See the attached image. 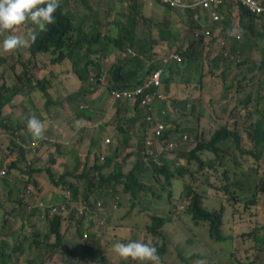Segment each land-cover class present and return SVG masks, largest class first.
Instances as JSON below:
<instances>
[{"label":"trees","instance_id":"trees-1","mask_svg":"<svg viewBox=\"0 0 264 264\" xmlns=\"http://www.w3.org/2000/svg\"><path fill=\"white\" fill-rule=\"evenodd\" d=\"M143 4V0H60L55 23L49 25L48 31L38 32L35 43L30 41L25 50L29 52L31 61L43 54L50 55L51 65L68 61L70 69L72 68L80 82L76 90L63 94L59 91L60 78H47L48 76L32 85L31 78H22L26 77V71L15 75V82L10 85L0 81V127H8L7 121L3 122L7 120L2 115L4 105L11 103L17 95L30 96L32 91L38 89L47 101L43 104L45 108L40 109L41 111L35 109L33 115L43 121L47 116L53 118L56 113L67 112L68 117L64 119L74 129V135L79 141L75 142V146L66 145L55 140V136L46 134L47 129L44 132L53 137L51 151L58 154L50 156L46 167L52 185L70 190L72 195V200L64 205L66 213L60 210L57 216L50 218L47 233V236L54 237L51 248H61L63 254L73 256L72 262L62 259L64 264H140L131 259H119L112 244L116 241L126 243L129 239L150 243L152 240H146L145 237L148 235L165 237L163 226L172 222L171 216L176 213L173 201L166 211L167 216L150 213L151 222L147 221L142 228L137 226L141 220L137 215L132 216V223L114 222L113 215L122 217L116 212L119 207L127 206L131 210L142 202L141 199L144 200L150 189L144 181L147 177L157 181H160V176L163 177V187H169L170 195L173 196L174 179L179 176L182 181L181 197L174 200L183 199L185 213L192 220L206 225L214 244H229L233 239L232 235L223 231L225 214L229 217V223L233 224L231 214L224 207V198L233 197L245 209H250L257 202L264 208V168H260L258 164L264 157V16L251 14L240 5L233 14V25L239 19L238 33L227 36L226 31L231 30L232 25L226 15L221 22V36L226 39L225 44L214 51L217 37L208 42L202 40V37L183 40L188 31L198 29L197 23L192 19L195 9H178L163 4L162 16L147 15ZM173 23L177 25V31L174 30ZM25 25L27 33L37 31L34 25ZM5 34L0 33V37ZM129 35H132V39H129ZM128 47L134 51V55H124ZM172 53H178L180 60L173 58ZM112 55L115 61L110 60ZM165 57H168L166 62L163 61ZM204 62L209 65L212 75L219 70L220 78H231L224 87L226 97L215 101L216 108L211 107L212 111L219 107L220 112L216 115L218 127L210 132L209 137H205L204 132H200L198 126L192 124L194 117L197 120V116L192 117V113L204 89ZM67 65L69 64L66 63ZM42 67L50 69L45 64ZM157 69H161L159 89L164 94V99L156 103L157 112L166 124L162 137L173 141L174 150L176 142L171 135H175L176 140V136L181 133L179 139L182 141L195 133V145L185 154L179 152L176 155L175 159L181 158L180 164L162 155L159 157L162 163L158 164L148 156L144 145L154 135L155 122L146 119L149 113L146 106L142 108L136 103L132 105L130 99L121 101L122 98L114 97L108 103L107 98L103 102H96L94 97V91H104V83L99 82L101 79L105 80L109 90L119 89L141 83L143 78H149ZM90 74L93 78L89 77ZM107 76L110 78H100ZM18 82L25 84L20 86ZM172 86L174 91H171ZM192 88L196 90V94ZM232 91L234 95L229 96ZM88 92H91L90 99ZM207 101L211 104L213 100ZM107 113L109 118H116L117 121L107 119ZM7 116L9 122L17 120ZM30 116L27 117L26 114L25 119ZM24 124L22 121L15 127L21 128ZM87 129L92 131L86 135ZM108 132L112 136L109 144L104 143ZM30 139H35L30 133L21 136L24 144ZM21 141H14L3 147V143L0 145V149L8 150L7 153L1 151L4 173L0 177H3L6 186L9 185L8 177L15 175L12 174L15 170H24L32 185L36 184L32 178L33 173L42 171L33 168L34 158H28V149ZM83 141H86L88 153L83 159L77 156L76 161L79 164L84 161L81 166L86 172H73L62 155L67 159L71 150H77ZM229 142L233 144L231 150H228ZM14 151H17L16 157L12 153ZM203 152H208L213 157L203 158L200 156ZM100 153L104 154L102 160ZM75 156L76 153L73 158ZM130 156H134L135 162L126 171L124 166ZM183 159L188 164L195 163L193 165L196 168L190 175L201 173L208 189L220 198L218 207H206L201 192L184 188L182 177L189 171V166L182 164ZM29 161L31 165L27 167L21 164ZM61 166L64 172L60 174ZM219 167L222 168L220 174L208 172L209 169L217 172ZM16 177L18 183L24 181V175ZM14 188L6 187L4 193L9 197ZM30 189L26 203L37 204L42 199H28L35 192L34 187ZM4 200L5 198L0 201V207ZM18 201L20 200L17 199ZM19 205L21 206V201ZM36 208L34 206V210L29 211V216L33 215L35 222H38L42 220V215L35 211ZM81 208L83 213L80 215ZM73 219H77V222L75 226L71 225V234L68 232V225L66 239L71 241L66 242L62 223H72ZM84 219L88 223H83ZM102 220L106 229L98 234L97 231L101 229L99 222ZM262 227L264 228V222ZM86 229L87 236L84 238ZM138 230L143 231L144 235L141 236ZM243 235L254 241L257 251L255 255L245 252L244 264H259L262 260L264 264V259L260 256L264 251V235L261 238L259 225ZM104 242L111 244L107 252L106 247H103ZM156 248L158 255H162L166 250V242ZM50 260V257L38 261L28 260L25 264H46Z\"/></svg>","mask_w":264,"mask_h":264},{"label":"rangeland","instance_id":"rangeland-1","mask_svg":"<svg viewBox=\"0 0 264 264\" xmlns=\"http://www.w3.org/2000/svg\"><path fill=\"white\" fill-rule=\"evenodd\" d=\"M143 3L147 5V7L144 8V12L147 15L155 14L162 16L163 4L161 2H159L158 0H143ZM113 8H115V5ZM104 20L105 18L103 19V21ZM173 28L175 31H177L174 24ZM232 29L234 33H238V25L236 21L235 25L232 26ZM26 30L27 27L25 24H23L17 28L16 34L26 36L28 34ZM222 33L223 29L221 28V23H219V28L214 30V36H218V38H221ZM5 35H7V33ZM5 35L0 37V40H2ZM128 37L129 39H132V35H129ZM188 39L189 37L187 36V34L183 36L184 41ZM209 40L204 41L208 42ZM219 45V43L214 45V51L218 50ZM26 47L27 46L9 52L0 51L1 83L10 85L13 83V78L15 77V75L21 74L22 71H26V77L23 76L22 78H32L33 84H35L38 80H41L43 77L45 78L47 76V78H60L61 87L59 88V91L63 94L72 92L79 87L80 82L73 73L72 68L70 69V63L68 61L64 60V62L61 64L51 65L49 64V54H43L40 57L34 59V61H31L29 52L25 50ZM111 61H115V58H112ZM66 63L69 65L66 66ZM44 64L49 66L50 69L48 67H42V65ZM203 70L206 74V77L204 78L205 83L207 82V79L212 76L213 78L221 77V73H219V70L215 71L214 75H212L210 73V67L206 62L203 63ZM51 73L52 75H50ZM89 77L93 78V75L90 74ZM99 82H101V80ZM205 83L204 85L206 86ZM105 86L106 85L104 83V87ZM41 94V90H34L30 96L17 95L11 103L4 105L3 109H5L8 115L12 116V120L17 119L26 122L25 116L28 112L33 113L35 109L41 111L40 109L45 108V105L43 104L47 101V98H45ZM101 98L102 95L98 96L97 102H101ZM219 99L220 98L213 99L210 104V102L208 103L207 100L200 98L195 105L194 111L192 113V117H194L195 115L197 116V120H195V117L192 119V124L197 125L199 131L204 132L205 137H209L210 132L218 127L219 120L216 115H218L220 109L219 107H217L216 111H214V109L212 111L211 107H215L214 103ZM200 108H202L201 111ZM66 117H68L67 112L61 111L60 113L54 114L53 118H50L48 116L45 117L42 123L44 124L45 130L47 129L46 134L55 136L59 141L64 142L66 145L71 144L75 146V142L78 140L74 135V129H72L68 122L65 123L63 121V119ZM8 123V127H14L12 125V121H8ZM110 130H112V127L110 128ZM91 131L92 130L87 129L86 135ZM54 132H56V134H54ZM180 134L176 136V140L175 135H171L172 139L176 142V146L174 150L170 152L168 157L173 159L178 164L181 163V158L175 159L176 155H178L179 152L185 154L195 145V133L188 137L186 140L182 141L179 139ZM105 137H110L112 140L111 132L106 133ZM230 147L233 148V144H230ZM231 148L228 150H231ZM71 152V155L67 156V160L66 157L62 155V157L65 158L70 169L73 170V172L78 173L86 172L83 170V166H81L83 165L84 161H82L81 164L77 163L76 161L77 156L83 159L84 155L88 153L86 148V141H83L81 146H79L77 150L74 149L73 151L71 150ZM77 152H79L81 155H79V153ZM12 153L15 157L17 156V151H14ZM75 153L76 156L73 158L72 155ZM51 155L57 156L58 154L56 151H51L49 155H44L41 153L32 156V158H34L35 160V168L42 169V171L33 173L32 178L36 181L35 185H32V183L28 181L29 184H31L35 188V192L28 198L30 200L48 199L50 196L53 198H57V196H60L61 191L64 189L55 188V186L52 185V179L50 178V175L46 170ZM200 156L203 158L213 157V155L208 152H203ZM228 157L229 156H226V158ZM89 158L91 160L92 153H90ZM134 162L135 159H133V157L129 158L125 163V170L127 171L128 169L132 168ZM182 164H184V166H189V171H186L182 177L184 180V188L186 190H190V188H193L194 190H197L199 192L203 191V202L205 203L206 207L216 208L219 205L220 198L218 197V195H216V193L211 192L208 189L206 183H204V177L201 176V173H197L194 176L190 175V172L194 171L196 168L193 165L195 163L191 162L190 164H188L186 163L185 159H183ZM258 164L260 165V168H264V157L259 161ZM90 165L91 164L88 165V168H90ZM221 171V167L218 168L217 172H214V170L212 169L208 170L209 173L218 174H220ZM63 172L64 168L63 166H61L59 168V173L61 174ZM12 174H15L16 176H28L24 173V170H15L14 172H12ZM90 175L93 176L94 174L90 171ZM212 177L214 178L215 176ZM159 179L160 181H157L151 177L145 178L144 181L148 186H150V189L148 190L144 200L141 199L142 202L138 204L139 206L136 205L131 210L127 206L119 207L116 212L122 217L118 218L117 215H113L112 217L114 222L132 223L133 215H137L141 220L145 219V221L147 222L150 220L149 214L153 212H156L157 214L164 213L165 216H167L168 212H166L165 206L167 205V208H170L173 201H176L178 205H181L183 199L174 200V198L179 199L181 197L182 181L179 180V176L174 179V188L172 193L173 196L170 195L169 187H163V177L160 176ZM78 196H81V194ZM3 198H5L4 202L8 203L7 206L1 208V210L3 209L1 213L3 214L2 217L4 219L6 218V215H11L14 224H16V222H19L20 219H26V217L30 215L28 211L23 210V207L18 204L15 192H12L9 197L6 195V193H4L3 195L0 194V201H2ZM216 201H218V203ZM224 203H226L224 205L226 211L231 214L233 224L229 223V217L225 214L223 231L225 234H230L233 236L232 242L229 244H214L213 241L209 238H207L206 240L200 238L199 240L203 244L185 243V241H183L182 239L179 241L177 246L173 245L172 242H168V238L174 239V237L179 234H182L188 238H192L193 235L191 232L196 230V225L194 224L195 222L187 213H185L184 207L176 208L174 210L176 213H173V215L171 216L172 222L167 223L163 226L166 234L165 240L167 242V247L170 249V252L167 253L165 257V261L168 264H242V262L244 261L245 252L252 253L254 255L256 254L257 251L256 247H254V241L244 236L243 234L245 232H251L253 228L259 225V234L261 238L263 237L264 228L262 227V224L264 222V208L257 202V204L252 206L250 209H245L243 204L234 201L233 197L228 199L224 198ZM12 206H14V209H11ZM6 207L9 209H6ZM71 221V225L75 226L77 219H73ZM85 222L88 223L84 219L83 223ZM105 229L106 228L99 229L97 233L101 234ZM162 241V238L159 237L157 244L161 245ZM207 244L209 245L208 252H206V256H202L203 252H205L206 250ZM110 245L111 244L109 242L103 243V247H106V252L109 251ZM153 245L155 246L156 243ZM260 256L262 259H264V251L261 252ZM262 262L263 260L260 261L259 264H263Z\"/></svg>","mask_w":264,"mask_h":264},{"label":"clouds","instance_id":"clouds-1","mask_svg":"<svg viewBox=\"0 0 264 264\" xmlns=\"http://www.w3.org/2000/svg\"><path fill=\"white\" fill-rule=\"evenodd\" d=\"M158 1L161 2L160 0H158ZM182 1L184 2L185 6H182V7H172L171 6V7L172 8H178V9H184V8L195 9L196 6H200L201 8H203L206 11L205 17H202V15H200L199 13H196L195 11L193 12L192 19L197 23L198 29L193 30V31H188L186 33L188 37H194L193 36L194 31H200V30L208 29L210 32L209 35L199 36V37H202V40H209V39L213 38L214 30L219 28V23H221L225 19L226 15L229 16L230 23L232 26H234L233 25V14L237 11V9L240 5L243 6L242 4H240V3L236 4L231 0H225L223 2L221 0V2L218 3V5H216V6L212 5L211 8L208 9V8L203 6L202 0L191 1V2H187L185 0H182ZM258 1L261 4H264V0H258ZM59 3H60V0H0V33H7V35H5L2 40H0V51L9 52V51H13V50L28 46L29 41H31L32 43H35L38 32L48 31L49 25H52L55 23V21H56L55 13L59 7ZM162 4H164V3H162ZM243 7L249 13H251L245 6H243ZM211 11H215L218 14L217 19H213L212 15H211ZM251 14H254V13H251ZM261 15L264 16V14H261ZM238 22H239V19L236 20L237 25H238ZM25 23H30L31 25H34L35 28L37 29V31L30 32L26 36H21L19 34H16L17 28L19 26L25 24ZM226 34H227V36H234L237 33H234L233 29L231 28V30L229 29L226 31ZM199 37H194V38H199ZM214 37H217L216 44L219 43L220 44L219 46H223L225 44L226 39L224 37H221V38H218V36H214ZM176 54H178V53H176ZM124 55H134V51L130 47H128L126 52L124 53ZM112 58H114V55L111 56L110 60ZM100 78H110V76L100 77ZM31 80H32V78H31ZM145 80H146V78H143L141 83H139L137 85L125 86L124 88H119V89L118 88H112L109 90L108 87L105 86V87H103L104 91H102V92L94 91L95 100L97 101V97L102 95L101 102H103L104 99L107 98L106 103H108L109 99L111 97H114V95H112L113 91L127 90L130 92H134L137 88H139L143 84V82ZM13 81L15 82L14 78H13ZM23 81L25 82V79H23ZM24 82H18L17 84H19L20 86H23L25 84ZM101 82L105 83V85H106V82L104 79H101ZM32 85H35V84H33V82H32ZM34 88H35V86H34ZM145 93H151V91L143 90L142 93L136 94L130 98H122L121 101H123L125 99H130L132 105L136 103L138 106L143 108L144 105H142L143 104L142 99L144 98ZM162 94H163V92H162ZM87 96L90 99L91 98V92H88ZM115 99H118V98H115ZM163 99H164V94H163L162 98H158L153 102V112H154L155 117L159 121L163 122L165 127H166L165 121L162 119L161 114H159L157 112V109H156V103L159 100H163ZM214 106H216V105L214 104ZM109 109H108V111H109ZM163 113H164V111H162V114ZM146 119H147V116H146ZM3 122L5 123L4 120H3ZM7 124L9 126V123H7ZM76 124L78 126L79 122L77 121ZM163 131H162V134H163ZM44 132H45V127H44V124L42 123V121L37 116L32 115L26 120L24 126L21 128L0 127V145L3 143L2 144V147H3L4 145L11 144L14 141L19 142V141H21V136L27 135L30 133V135L35 139H30L27 144H24L21 141L26 146V148L28 149V158L31 159L33 155L41 154V153L44 155H49L51 152V147H52L51 143L54 142V139L51 136L45 135ZM162 134L160 136L161 139H165L166 141H171V140H168L166 138H163ZM106 138H108L109 141L111 139L110 137H105L104 143L109 142V141H106ZM229 145H230V142H229ZM144 148H145V150H147L148 156L155 159V162L158 164L162 163V161L159 159V157L161 155L168 158L170 152L173 151V147H172L171 150L162 151L157 157H155L149 153L150 150L146 147V142H145ZM229 148H231V147L229 146ZM1 151L3 153H7L8 150L7 149H0V174H3L2 171H4V168H2V163L4 161V157L2 156ZM103 158H104V154L100 153V160H102ZM146 162H148V161L146 160ZM21 164L23 166L27 167V166L31 165V161L27 162V164H23V163H21ZM147 165H148V163H147ZM33 168H35V162H33ZM28 177L29 176H24V180L26 181V184L19 188V192H18L19 198L23 202L24 207H25L26 211H28V212L31 210H34V206H37L35 211L42 215L41 221H45L47 223V225H48L47 233H48L50 218H52L53 216H57L58 213L60 212V210H62L63 212L66 213L64 205L69 203L70 200H72V195H71V199L66 198L65 193H67L70 190L64 189L65 191L62 190L60 193V196L59 195L57 196V200H55V198L50 196L48 199H42V200L38 201L37 204L26 203L27 201L25 200V198H27V195L30 193V190H31L30 188L33 187L31 184H29V182H27ZM70 193H71V191H70ZM216 202L218 203V201H216ZM38 206L40 208H38ZM183 207H184L183 203L181 205H178L177 202L174 201L173 209L183 208ZM53 209H55V210H53ZM184 211H185V207H184ZM82 213H83V208L79 209V214L81 215ZM104 220L99 222V226H101V229H104V224H105ZM194 222H195L194 223L195 225L200 224V223L205 225L203 222H199V223L196 221H194ZM97 228H98V226H97ZM137 232L141 236L144 235L143 231L138 230ZM164 233H165V231H164ZM86 236H87V229L84 230V234H83L84 238H86ZM208 236H209V234H208ZM49 237H51V236H47V238H49ZM145 237H146V240H152V241L150 243L145 242L143 240H137V239H129L126 243L122 242V241H116L112 244V249L115 252V254L117 255V257L121 260L131 259L132 261L140 262V264H150V262H153V264H154V262H158V264H168L165 261V257H166V254L170 252V249L167 247V242L165 240L166 234H165V237H161V236L152 237L150 235L145 236ZM159 237L162 238V240H163L162 243L164 241L166 242V250H165V252L162 253V255H158L157 248H156V247L162 245V243H161V245L157 244ZM209 238H210V236H209ZM210 239L213 241L212 238H210ZM168 242H172L173 245H176V246L179 243L176 240V238H174V239L168 238ZM155 243H156V245L154 246L153 244H155ZM51 250H52L51 243L48 242V240H45V241L39 240L36 244V255L34 256V258L28 259V260L34 261L36 259V261H38V260H41L43 258H48V257H50L49 252ZM27 257H28V255L26 257H24L25 262L28 261ZM62 259L64 260L65 258H62ZM17 261L22 262L23 258L15 260V262H16L15 264H18ZM93 264H95V263H93ZM242 264H244V261L242 262Z\"/></svg>","mask_w":264,"mask_h":264},{"label":"crops","instance_id":"crops-1","mask_svg":"<svg viewBox=\"0 0 264 264\" xmlns=\"http://www.w3.org/2000/svg\"><path fill=\"white\" fill-rule=\"evenodd\" d=\"M140 1V0H139ZM192 1H200V0H192ZM69 2H72V0H69ZM144 8L147 7V5L144 3ZM195 12L199 13L202 15V17H205L206 11L201 8L200 6L195 7ZM174 24V23H173ZM172 24V26H173ZM177 26L176 24H174ZM182 37V35H181ZM264 41L262 40V43ZM231 78H208L207 82L205 83V80L203 81L206 84L204 85V89L201 93L200 98L204 100H213L215 98H222L226 97V92L224 91V87L226 84L230 82ZM174 91V87H171V91ZM177 90V88H176ZM193 92L196 94V90L192 88ZM164 92L166 93V89L164 88ZM234 95V92H230L229 96ZM97 102V101H96ZM160 104V103H159ZM110 112V109L108 113ZM108 113L106 114V118L108 119ZM34 113L28 112L27 116L33 115ZM3 117H5L7 120H4L5 122L7 121L9 117L7 116L8 114L6 113L5 109H3ZM12 117V116H11ZM120 118H123L120 116ZM111 121L115 122L117 121L116 118H109ZM65 123L67 121L63 119ZM21 120H14L13 125L14 127L16 126L17 123L21 124ZM23 124V123H22ZM8 125V124H7ZM69 125V124H68ZM56 134V132H54ZM86 136H84V140ZM88 138V137H87ZM55 140H58L56 138ZM61 142V141H60ZM64 143V142H62ZM74 154L72 155V157ZM134 159V156H130L129 158ZM9 180V185L6 186L3 182V177H0V192L1 194H4V189L6 187L14 188L13 192H15L17 199L21 201L19 198V188L23 185L26 184V181H20L18 183V179L15 175H10L8 177ZM28 182V181H27ZM18 183V185H17ZM27 201V198H25ZM55 200L57 198L55 197ZM18 201V204L20 203ZM8 203L4 202L3 205L0 207V262H4L5 264H15V260H18L20 258H23L22 262H18V264H25V258L27 255V260L34 258L36 255V244L37 242L40 241H45L48 240L51 244L54 242V237L51 236L47 238V230H48V225L45 221H38L35 222V217L33 215L26 217V219H20L19 222H16L14 224L11 215H6V218L4 219L2 217L1 208H4L7 206ZM21 206L23 207V210L26 211L23 202L21 201ZM6 209H9L6 207ZM11 209H14V206H12ZM165 210L167 211L168 208L166 206ZM161 216H165L164 213L160 214ZM143 223V224H141ZM146 221L140 220V223H138V227L142 228L145 225ZM68 228V232L71 234V223H62V233L64 235V239L66 242H70L71 240L66 239V229ZM192 233V238L185 237L182 234H179L175 236L176 240L179 242L181 239L185 241V243H197V244H203L199 239L203 238L206 240L209 238L208 236V231L205 225L202 223L196 225V230L191 232ZM210 239V238H209ZM173 241V240H172ZM174 242V241H173ZM175 243V242H174ZM207 243V242H206ZM11 244V245H10ZM208 247L209 245L207 244L205 252H203V256H206V252H208ZM2 253V255H1ZM49 256L51 260L49 262H55V264H64L62 261V258L68 259L69 262H72L73 256H67L66 254H63L62 250L60 248L53 247L52 250L49 252ZM163 258V257H162ZM164 260V259H163ZM47 262L46 264H49ZM93 264V263H92Z\"/></svg>","mask_w":264,"mask_h":264},{"label":"built area","instance_id":"built-area-1","mask_svg":"<svg viewBox=\"0 0 264 264\" xmlns=\"http://www.w3.org/2000/svg\"><path fill=\"white\" fill-rule=\"evenodd\" d=\"M162 3L167 4L172 7H182L185 6L184 2L182 0H160ZM225 0H222V2ZM234 3L242 4L245 6L251 13L254 14H264V4H261L258 0H231ZM221 2V0H202V4L204 7L210 9L212 5H218V3ZM211 15L213 19L218 18V14L215 11H211ZM209 30H200V31H194L193 36L199 37L201 35H209ZM173 58L176 60H180V56L176 53L171 54ZM168 57H165L163 61H167ZM160 75H161V69H157L154 73H152V76L149 78H146V80L143 82V84L137 88L134 92H130L127 90H116L113 91L114 98H130L136 94L142 93L143 90L151 91V93H145L144 98L142 99V105L146 106L149 110V114L147 115L148 120H153L155 122L154 127V135L146 140V147L150 150L149 153L153 156L157 157L162 151H169L173 147L172 141H166L165 139H161L160 136L162 134V131L165 128V125L163 122L159 121L153 112V102L158 99L162 98L163 94L162 91L159 89L160 87ZM106 141H109L108 138H106ZM4 173V171H2ZM66 198L71 199V193L68 191L65 193ZM55 210V209H53Z\"/></svg>","mask_w":264,"mask_h":264}]
</instances>
